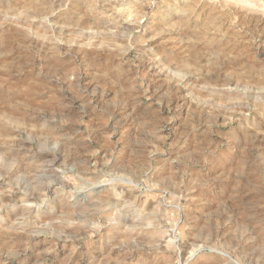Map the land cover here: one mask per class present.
Wrapping results in <instances>:
<instances>
[{
  "label": "rangeland",
  "instance_id": "374dc122",
  "mask_svg": "<svg viewBox=\"0 0 264 264\" xmlns=\"http://www.w3.org/2000/svg\"><path fill=\"white\" fill-rule=\"evenodd\" d=\"M0 264H264V0H0Z\"/></svg>",
  "mask_w": 264,
  "mask_h": 264
}]
</instances>
